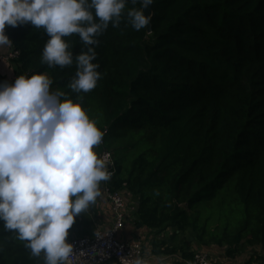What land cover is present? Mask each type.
Wrapping results in <instances>:
<instances>
[{
    "label": "trees",
    "instance_id": "trees-1",
    "mask_svg": "<svg viewBox=\"0 0 264 264\" xmlns=\"http://www.w3.org/2000/svg\"><path fill=\"white\" fill-rule=\"evenodd\" d=\"M140 7L126 4L119 27L98 37L102 78L80 94L114 161L109 187L131 197L136 220L155 235L173 231L169 244L155 242V255L189 260L190 238L228 258L243 241L264 249V0H154L150 34L127 22ZM5 32L19 75L47 72L53 90L70 92L75 64L41 63L43 28ZM65 39L74 56L86 50L78 35ZM225 189L229 221L208 229L195 208ZM187 232L185 245L170 247ZM24 244L0 221V264H43Z\"/></svg>",
    "mask_w": 264,
    "mask_h": 264
},
{
    "label": "clouds",
    "instance_id": "clouds-1",
    "mask_svg": "<svg viewBox=\"0 0 264 264\" xmlns=\"http://www.w3.org/2000/svg\"><path fill=\"white\" fill-rule=\"evenodd\" d=\"M129 2L141 7L127 11L128 24L136 31L146 29L152 14L143 9L154 0H0V47L13 44L7 26L30 24L49 37L41 63L76 67L70 92L53 90L47 72L0 82V221L33 257L43 255V264H67L73 255L69 229L101 197V183L113 175L107 156L95 151L105 134L100 120L83 106L80 94L102 78L93 62L94 46L110 23L119 27ZM72 35L86 49L75 56L65 39ZM129 264L149 261L137 253Z\"/></svg>",
    "mask_w": 264,
    "mask_h": 264
},
{
    "label": "built area",
    "instance_id": "built-area-1",
    "mask_svg": "<svg viewBox=\"0 0 264 264\" xmlns=\"http://www.w3.org/2000/svg\"><path fill=\"white\" fill-rule=\"evenodd\" d=\"M17 57L18 53L11 49L3 60L13 63ZM99 146L103 147L104 142L102 141ZM100 156H107L109 170L114 175L116 169L111 153L103 149ZM103 185L106 200L112 210L110 225L106 230L98 232L92 237H80L70 241L69 243L73 245V255L68 258L67 264H106L110 261H116L118 264H129L137 253L147 259L149 264H156L155 262L161 264H214V260L217 261L210 250L193 252L189 260L184 259L180 254L164 255L156 258L152 255H146L144 248L135 241L119 240L118 235L124 230L125 216L128 211L125 194L123 196L122 192L111 190L108 181L103 182ZM101 253L104 255H101Z\"/></svg>",
    "mask_w": 264,
    "mask_h": 264
},
{
    "label": "crops",
    "instance_id": "crops-1",
    "mask_svg": "<svg viewBox=\"0 0 264 264\" xmlns=\"http://www.w3.org/2000/svg\"><path fill=\"white\" fill-rule=\"evenodd\" d=\"M11 46L0 47V82L7 81L12 83L15 78L19 75L14 63H8L3 60L4 56L11 50ZM95 151L100 156L102 152L101 146H98ZM105 187L103 182L101 183L102 195L99 197L95 204L91 205L89 210L82 215H78L75 218V223L69 229V234L67 237V242L80 237H92L96 233L106 230L111 222L112 210L110 204L107 202L105 197ZM128 197V195H125ZM131 223L128 221L125 223L124 230L118 235V239L122 241L137 242L144 248V253L146 255H152L153 257L159 258L164 256V254L155 255L152 252V247L155 242L167 241L173 234L170 235L169 230L166 229L164 234L155 235V232L147 227L143 226L135 218V210L130 209ZM169 235V236H168ZM169 244V242H168ZM172 244L170 247H172ZM179 254V253H177ZM213 255V254H212ZM214 257V255H213ZM214 264H245L249 258H244V256L235 255L233 258H228L225 261H221L218 257H214ZM213 258V259H214ZM156 264H161L155 262ZM154 264V263H151ZM167 264H177V263H167ZM251 264V262H250Z\"/></svg>",
    "mask_w": 264,
    "mask_h": 264
},
{
    "label": "rangeland",
    "instance_id": "rangeland-1",
    "mask_svg": "<svg viewBox=\"0 0 264 264\" xmlns=\"http://www.w3.org/2000/svg\"><path fill=\"white\" fill-rule=\"evenodd\" d=\"M102 150H105V146L101 147ZM129 164V163H128ZM226 189L219 191L218 195L212 201H203L197 205L195 211L199 212V221L204 222L207 221V228L213 229L217 226H222L224 222L229 221L227 217L231 216V200L225 195ZM126 205L128 208L127 215L125 216V223L128 221L131 223L130 217V209H134V202L130 196L125 197ZM233 223V219L230 221ZM124 223V226H125ZM170 235L173 234L172 230H169ZM169 236V235H168ZM190 238L189 232L184 233L182 235H177L174 239L173 244L176 247H182L186 244L188 239ZM192 242L189 247V252L193 253L200 250H210V253L214 255V257H218L219 260L225 261L228 257L225 254L224 248L217 247L215 245H209L207 247H201L197 243L193 242V238H190ZM206 248V249H205ZM240 251L236 254L239 256H244V258H249L248 261H245V264L251 262V264H264V249L260 246L251 247L244 243L239 249Z\"/></svg>",
    "mask_w": 264,
    "mask_h": 264
},
{
    "label": "water",
    "instance_id": "water-1",
    "mask_svg": "<svg viewBox=\"0 0 264 264\" xmlns=\"http://www.w3.org/2000/svg\"><path fill=\"white\" fill-rule=\"evenodd\" d=\"M143 12H144L145 15H148L149 13L152 14L151 6H148V7L144 8L143 9ZM146 32H147V34H150L151 33V25H148L146 27Z\"/></svg>",
    "mask_w": 264,
    "mask_h": 264
}]
</instances>
